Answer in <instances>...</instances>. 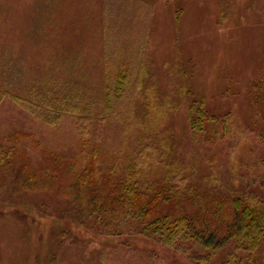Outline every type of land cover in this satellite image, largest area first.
<instances>
[{"label": "trees", "instance_id": "1", "mask_svg": "<svg viewBox=\"0 0 264 264\" xmlns=\"http://www.w3.org/2000/svg\"><path fill=\"white\" fill-rule=\"evenodd\" d=\"M103 13L104 70L93 83L89 76L63 77L48 68L27 74L21 57L16 73L0 74V104L7 100L50 126L68 117L76 129L73 149L44 147L39 160L23 146H39L30 133L2 137L0 198L9 193L13 201L0 199V208L29 207V220L50 224L67 246L84 241L80 233L87 232L79 229L85 224L114 248L131 249L134 238L150 239L157 248L151 258L163 264H264V75L250 86L261 120L259 144L252 137L247 156L235 161L233 187L217 185L213 171L216 187L202 186L175 157L165 123L178 107L175 97L157 103L149 71L151 5L103 0ZM179 68L183 75L171 74L184 87L186 70ZM188 111L187 132L198 146H215L240 128L228 112L213 111L204 101H193ZM56 184L65 188L58 203L70 209L56 211L52 199L22 196L48 194Z\"/></svg>", "mask_w": 264, "mask_h": 264}, {"label": "rangeland", "instance_id": "2", "mask_svg": "<svg viewBox=\"0 0 264 264\" xmlns=\"http://www.w3.org/2000/svg\"><path fill=\"white\" fill-rule=\"evenodd\" d=\"M1 1L0 74L16 73V60L21 57L27 74L48 68L63 77L73 73L89 76L91 83L102 75L103 0ZM144 1L153 10L149 71L156 83L157 103L175 97L178 104L165 122L175 157L189 165L200 185L216 187L209 172L213 171L220 179L217 185L233 187L235 161L239 164L247 156L252 137L259 144L255 134L261 120L250 99V86L264 75V0ZM182 64L186 70L184 87L171 74L183 75ZM193 101H204L221 114L228 112L241 129L215 146L194 144L187 132ZM15 130H24L39 142V146L30 142L23 145L36 160L44 147L68 152L76 143L75 124L70 118L50 126L4 100L0 104V141ZM38 191L23 192L22 196L26 200L29 194L35 200L52 199L57 202L56 211L70 209L66 202L58 203L65 194L61 184L48 194ZM7 194L0 199L12 202ZM9 205L0 208V264H163L151 258L157 248L148 238H134L131 249L114 248L82 224L79 230L87 232L80 233L84 241L67 246L54 237L50 224L29 220V207Z\"/></svg>", "mask_w": 264, "mask_h": 264}]
</instances>
